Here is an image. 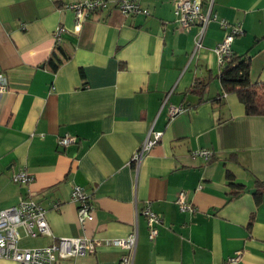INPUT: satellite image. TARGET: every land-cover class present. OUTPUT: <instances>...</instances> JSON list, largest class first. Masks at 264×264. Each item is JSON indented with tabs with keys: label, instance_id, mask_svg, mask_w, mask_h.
I'll return each instance as SVG.
<instances>
[{
	"label": "crops",
	"instance_id": "obj_1",
	"mask_svg": "<svg viewBox=\"0 0 264 264\" xmlns=\"http://www.w3.org/2000/svg\"><path fill=\"white\" fill-rule=\"evenodd\" d=\"M83 1L0 0V75L8 84L0 92V210L32 199L47 210L52 232L31 238L20 228L18 246L86 237L100 243L94 254L54 264H119L122 250L106 243L136 229L133 264H264V189L259 203L255 197L264 184V116H247L236 95L223 94L215 51L240 27L231 50L251 58L253 83L264 82V0H202L204 10L213 2L218 20L198 51L199 26L179 30L176 0H107L76 33L70 6ZM124 1L149 15H122L115 5ZM57 48L68 59L54 71L48 59ZM150 131L162 138L135 167ZM65 135L75 138L67 147L58 144ZM204 149L209 161L193 155ZM20 171L32 182L15 183ZM228 174L243 189H232ZM76 185L91 196L85 224L71 201ZM181 192L194 212L180 210ZM147 206L162 220L154 240Z\"/></svg>",
	"mask_w": 264,
	"mask_h": 264
},
{
	"label": "built area",
	"instance_id": "obj_2",
	"mask_svg": "<svg viewBox=\"0 0 264 264\" xmlns=\"http://www.w3.org/2000/svg\"><path fill=\"white\" fill-rule=\"evenodd\" d=\"M211 2L207 10H204L202 0H176L175 14L177 16L178 28L181 31H189L193 26H199V31L195 37V50L202 48V39L211 21L218 20L216 15L211 13ZM109 6L107 0H85L80 3H73L70 6L75 13L76 23L75 32L80 33L82 22L92 13L100 10H105ZM116 9L124 16L145 14L149 12L137 2H118L115 5ZM222 28L228 27L229 23L225 20L219 21ZM65 28L60 27L56 31L57 42L61 40ZM242 33L240 27H233L232 33L227 35L224 40L218 44L216 54L220 65L227 62L233 52L231 44L235 35ZM7 80L0 75V92L7 89ZM183 108L171 107V114H179ZM162 133L150 131L146 141L134 153L131 163L138 167L147 155L161 140ZM75 138L70 135H65L58 140L60 146L67 147L74 142ZM194 156H200L205 161H209L212 157V151L200 150L195 151ZM12 180L15 183L27 184L32 182L33 177L27 171H20L13 175ZM71 201L78 205L77 217L81 224L93 220V206L91 204V196L86 190L79 185L73 187L71 192ZM182 212H194L192 204L187 201L185 192H181L176 200ZM57 207V205H55ZM47 210L39 203L32 199H22L13 207L0 210V260H11L19 264H54L58 259H74L77 257H85L96 252L100 245L98 240L77 237V238H61L54 244L44 248L24 249L18 246L21 239L19 229L23 228L26 235L31 238L40 236H51V228L46 218ZM142 214L145 216L149 227V238L154 240L157 235V226L162 222L161 217L155 213L150 206H147ZM138 242V233L134 229L127 237L113 239L107 241L106 244L120 248L123 252L119 264H133L134 255ZM240 260V253L230 259V262L235 263Z\"/></svg>",
	"mask_w": 264,
	"mask_h": 264
},
{
	"label": "trees",
	"instance_id": "obj_3",
	"mask_svg": "<svg viewBox=\"0 0 264 264\" xmlns=\"http://www.w3.org/2000/svg\"><path fill=\"white\" fill-rule=\"evenodd\" d=\"M68 59L67 54L61 48H57L48 59L52 70L56 71L64 61ZM219 76L223 94L236 95L245 108L247 116H264V82L253 83L250 77L251 58L248 55L232 54L231 58L221 65ZM232 189H243L242 185L235 183V178L227 175ZM264 184L260 190H256L255 197L258 203L261 200Z\"/></svg>",
	"mask_w": 264,
	"mask_h": 264
}]
</instances>
